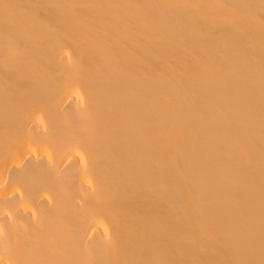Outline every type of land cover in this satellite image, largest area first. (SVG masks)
Returning a JSON list of instances; mask_svg holds the SVG:
<instances>
[{
  "label": "bare ground",
  "instance_id": "obj_1",
  "mask_svg": "<svg viewBox=\"0 0 264 264\" xmlns=\"http://www.w3.org/2000/svg\"><path fill=\"white\" fill-rule=\"evenodd\" d=\"M0 264H264V0H0Z\"/></svg>",
  "mask_w": 264,
  "mask_h": 264
}]
</instances>
